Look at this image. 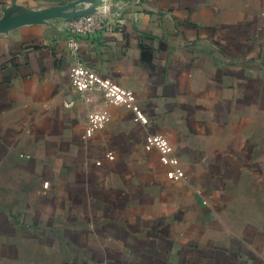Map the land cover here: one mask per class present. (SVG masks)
I'll return each instance as SVG.
<instances>
[{"label": "crops", "instance_id": "1", "mask_svg": "<svg viewBox=\"0 0 264 264\" xmlns=\"http://www.w3.org/2000/svg\"><path fill=\"white\" fill-rule=\"evenodd\" d=\"M110 7L123 23L79 57L147 123L74 90L66 19L0 33V264H264V0Z\"/></svg>", "mask_w": 264, "mask_h": 264}, {"label": "built area", "instance_id": "2", "mask_svg": "<svg viewBox=\"0 0 264 264\" xmlns=\"http://www.w3.org/2000/svg\"><path fill=\"white\" fill-rule=\"evenodd\" d=\"M111 0H102L99 10L72 20H67V47L73 60L70 70V83L78 93L89 91L101 92L105 105L120 104L133 110L136 122L147 123V118L139 108H136V98L132 91L118 86L109 79L102 78L79 57V40L83 37L97 35L108 29L117 28L123 23L119 10H112ZM108 120L106 110L94 112L89 119L90 128L86 135L90 136L94 128H102ZM148 142L162 150L167 149V142L163 137H156Z\"/></svg>", "mask_w": 264, "mask_h": 264}, {"label": "water", "instance_id": "3", "mask_svg": "<svg viewBox=\"0 0 264 264\" xmlns=\"http://www.w3.org/2000/svg\"><path fill=\"white\" fill-rule=\"evenodd\" d=\"M83 2V0L75 1L60 7L49 8L41 11L21 12L18 14L16 10L5 11L3 17L0 18V33L20 26L42 23L52 19L72 20L96 11L89 8L73 11L75 7H78Z\"/></svg>", "mask_w": 264, "mask_h": 264}]
</instances>
